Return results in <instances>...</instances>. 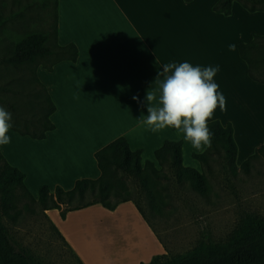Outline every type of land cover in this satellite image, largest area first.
Segmentation results:
<instances>
[{"label":"crops","instance_id":"1","mask_svg":"<svg viewBox=\"0 0 264 264\" xmlns=\"http://www.w3.org/2000/svg\"><path fill=\"white\" fill-rule=\"evenodd\" d=\"M217 2L57 0V43L74 44L79 55L77 62L62 61L52 71L37 70L57 108L52 116L56 129L41 141L10 129L11 143L0 146L9 164L26 174L25 184L32 195L37 197L42 186L69 191L78 180L98 179L101 172L95 153L120 137L133 150H142L143 162L157 166L155 151L166 140L182 141L184 166L200 169L201 162L193 154L208 148L193 149L172 129L146 130L140 123L147 115L146 104L132 99L138 95L145 101L157 73L169 63L188 62L201 68L219 65L214 81L227 99V110L221 112L217 107L208 122L231 123L238 152L239 141L242 148L260 139L264 143L263 114H255L248 124L241 112L247 108L248 86L261 95L264 84L249 78L238 51L240 42L264 36V13L252 14L235 2L232 15L225 17L213 11ZM250 21H262V28L249 30ZM230 44L236 45V51H229ZM45 214L82 264H96L108 257L103 264H141L166 254L132 202L115 211L94 205L68 213L65 220L58 210ZM116 220H121L124 231L119 232L113 223ZM95 232L108 235L107 252L88 254Z\"/></svg>","mask_w":264,"mask_h":264},{"label":"trees","instance_id":"2","mask_svg":"<svg viewBox=\"0 0 264 264\" xmlns=\"http://www.w3.org/2000/svg\"><path fill=\"white\" fill-rule=\"evenodd\" d=\"M184 1L190 3L193 0ZM235 2L240 3L252 14L264 13V0H218L213 6V11L225 17L231 16ZM54 30L52 48L47 46L48 35L33 32L11 46L7 50V55L0 59L3 64L31 67L33 82L39 86L40 90L28 95L26 101L17 102L16 100L9 103L14 119V122L10 121L12 124L10 129L21 136L38 141L45 140L48 134L56 129L52 116L57 108L46 86L38 78L37 70L43 67L52 71L53 67L62 61L77 62L79 55L74 44L60 46L57 43V0H55ZM263 44L264 36L259 35H255L254 39L248 43L238 44L239 55L247 65L249 78L261 84H264V55L260 50ZM52 57L54 58L49 65L44 66L43 62L49 61ZM260 66L262 68H259ZM208 127L213 134L211 147L204 153L193 154V158L209 167L212 158L220 155L229 170L235 174L239 167L237 165L238 145L234 137L233 125L231 123L223 125L216 120L208 122ZM182 148V141L166 140L155 151V159L159 166H169L179 186L188 185L207 198L208 180L199 170L184 166ZM263 153L264 143L240 167L245 173H249L251 163ZM95 158L101 172L98 179L78 180L74 188L69 191L59 186L54 190H51L49 186H42L38 197L35 198L26 187V174L10 165L0 150V264H41L28 250L16 246L9 229L3 222L4 217L13 223L17 222L18 191H23L32 202L39 204L44 212L58 210L63 220L70 212L94 205H101L107 210L115 211L119 205L132 202L158 237L140 205L131 198V191L126 181L120 176L123 175L137 181L149 199L152 212L162 215L161 206L155 205L154 190L159 179L166 177L163 168L158 169L156 163L152 161L143 162L142 150H133L125 137L112 141L96 152ZM88 197L91 201L85 202ZM62 206L65 208L63 209ZM53 228L65 241L54 224ZM80 263L82 264L81 261ZM141 264H264V218L254 214H245L223 243H214L209 234H205L204 239L186 254L170 255L166 252V254L154 256L149 263Z\"/></svg>","mask_w":264,"mask_h":264},{"label":"rangeland","instance_id":"3","mask_svg":"<svg viewBox=\"0 0 264 264\" xmlns=\"http://www.w3.org/2000/svg\"><path fill=\"white\" fill-rule=\"evenodd\" d=\"M248 23L249 30H260L263 25L262 21ZM54 28L55 0H0V59L7 55L11 46L33 32L48 35L47 46L52 48ZM260 50L264 55V44ZM53 58L43 62V65L48 66ZM38 90L39 86L33 82L31 67H15L0 62V106L11 113L9 103L26 101L28 95ZM241 112L245 114L244 120L248 124H251L250 120L255 114H263L264 117V94H257L248 86L247 108ZM11 122H14L13 116ZM262 144L263 139H260L257 143L253 142L252 147L242 148L239 141V169L235 174L220 155L212 158L209 167L200 163L198 170L208 180L207 198L188 185L179 186L169 166H157L166 173L154 190L155 205L161 206L162 215L152 212L149 199L137 181L123 175L120 177L126 181L131 198L140 205L152 223L166 252L170 255L186 254L204 239L205 234H209L214 243L225 242L245 214L264 218V153L251 163L249 173L240 167ZM88 201H91L90 197L85 202ZM16 212V223L5 217L3 222L18 248L28 250L41 264H81L70 246L54 230L52 221L42 207L32 202L23 191H18ZM119 221L113 223L122 232L126 227ZM93 235L87 247L88 254L107 252L108 235L102 232ZM108 258L96 264H103Z\"/></svg>","mask_w":264,"mask_h":264},{"label":"clouds","instance_id":"4","mask_svg":"<svg viewBox=\"0 0 264 264\" xmlns=\"http://www.w3.org/2000/svg\"><path fill=\"white\" fill-rule=\"evenodd\" d=\"M229 51H236V45L230 44ZM219 71V65L201 68L188 62L165 64L145 101L141 102L138 95L132 97L142 106L146 104L147 115L140 118V123L152 133L172 129L197 151L211 147L213 134L208 121L217 107L221 112L227 110V99L214 81ZM11 120L12 114L0 106V146L11 143Z\"/></svg>","mask_w":264,"mask_h":264}]
</instances>
